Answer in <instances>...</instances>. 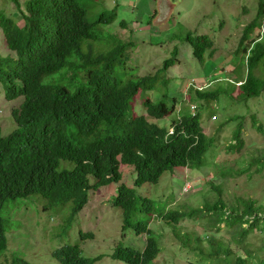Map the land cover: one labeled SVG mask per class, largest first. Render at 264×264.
Wrapping results in <instances>:
<instances>
[{"label":"trees","instance_id":"obj_1","mask_svg":"<svg viewBox=\"0 0 264 264\" xmlns=\"http://www.w3.org/2000/svg\"><path fill=\"white\" fill-rule=\"evenodd\" d=\"M7 2L13 8L0 7V35L11 54H0V86L6 100L22 98L23 102L12 111L15 121L10 132L4 134L0 124V211L10 204L21 208L20 199L30 196L43 200V212L54 213L55 208L72 203L73 215L66 224L67 234L87 204L90 192L120 185L121 167L125 165L132 168V188L121 184L110 204L123 210V230L132 229L137 236L145 235L146 242L144 250L119 242L114 252L107 254L110 261L153 264L162 253L161 233L150 227L153 221H163L171 227L179 248H188L185 252L196 258L194 264L198 255L212 259L214 264H264V255L257 256L258 262L252 261L256 258L253 252L237 248L252 233L264 234V203L259 200L237 198L231 204L225 199L222 187L211 181L217 197L207 202L206 212L214 211L217 218L201 220L190 210L170 211L166 203L159 205L155 199L136 193V189L146 184H158L165 172H172L176 167L204 171L207 169L202 163L205 151L216 142L215 137L211 139L204 133L198 112L178 113L168 128L144 114L134 113L136 97L147 92L157 95L160 87L167 88L160 73L178 63L177 48L155 75L125 81L121 70L125 60L121 57L135 44H126L115 35L104 36L100 31L101 26L115 22L116 14H102L90 21L84 0ZM16 14L20 15V21L14 19ZM263 21L264 2L260 1L258 17L245 27L235 51L240 66L246 65L249 70L246 78H240L242 101L260 97L264 92V77L257 75L259 71L264 74V36H254ZM95 27L99 32L94 31ZM185 41L199 63H204L208 56L214 57L218 51L215 40L208 35H187ZM230 84L235 87V83ZM234 87L228 94L230 99ZM194 93L204 103L218 101L225 95L222 88L196 89ZM168 98L167 93L144 98L151 119H164L175 112V99L172 97L169 104ZM252 117L255 122L256 118ZM243 123L244 118L234 131L231 149L240 151L245 145L241 134ZM251 160L248 170L261 173L264 170L262 152ZM232 172L224 171L222 177L227 179ZM190 219L204 223L201 227H218V234L220 225H226L235 251L221 247L205 255L198 245H193L201 244V238L193 240L190 237L194 233L179 230ZM6 227L0 218V263L26 264V258L17 252L11 253L9 260L6 257L9 250ZM16 236L19 235L12 238ZM93 238L94 234L80 231L81 242ZM81 242L63 246L53 255L61 264H95L98 259L86 257ZM222 254L228 255V259H223ZM233 255L236 257L231 258Z\"/></svg>","mask_w":264,"mask_h":264},{"label":"rangeland","instance_id":"obj_2","mask_svg":"<svg viewBox=\"0 0 264 264\" xmlns=\"http://www.w3.org/2000/svg\"><path fill=\"white\" fill-rule=\"evenodd\" d=\"M7 1L0 0V7L12 9L13 4ZM260 1L264 2V0H84L87 18L90 21L102 14H116L115 22L101 26L102 35H115L126 44L129 42L135 44L124 51L121 57L126 63L121 66L125 81L155 75L163 62L172 57L173 49L178 50V63L166 72L160 73L161 81L164 80L168 84L167 88L160 87L161 92L159 91L157 95L154 92H147L141 97H136L134 113L144 114L151 121L168 128L171 119L178 113L198 112L204 133L211 139L212 137L216 139V142L207 147L203 156L202 163L207 169L202 171L199 168L176 167L172 172H165L158 184H146L136 189L138 196L155 199L159 205L166 203L170 211L190 210L201 220H204L203 217L217 218L214 211L206 212L207 202L215 201L217 197L211 181L222 187L225 199L231 204L237 198H250L264 203V170L261 173L256 171L252 173L248 170L251 158L255 154L259 155L262 152L264 157V92L260 97L242 101L240 78H246L249 70L246 65L240 66V59L235 55L245 27L258 17ZM14 19L20 21L21 17L16 14ZM94 31L99 32V28L95 27ZM258 34L263 37L264 29L258 28L254 36ZM187 35L211 36L216 42L217 53L214 57L208 56L204 63H199L193 58L192 49L185 41ZM0 54L4 56L11 54L1 35ZM257 75L264 77L261 71ZM52 80L54 81V76L51 77ZM230 83H235V87ZM229 84L234 87L232 99L228 95L232 89L229 88ZM219 88L223 89L227 97L222 94L218 101L208 100L204 103L199 101L194 93L196 89ZM161 93H167L169 104L172 103V97L175 99L176 110L164 119H151L146 112L144 98L159 97ZM19 100H6L0 86V124L3 126L4 134L14 128L12 111L22 105L23 99ZM195 106L196 109H193ZM252 115L256 118L255 122ZM243 118L241 134L245 145L238 151L236 148L231 149L230 143L234 140V131ZM261 126L262 129H259ZM121 169L123 172L121 184L132 188V168L123 165ZM231 170L232 176L224 179L222 172ZM120 185L92 190L87 205L75 217L67 234L66 224L73 215L72 203L55 208L54 213L43 212V200L30 196L27 199H20L21 208H13L12 204L2 207L0 218L4 226H7L6 231L9 230L7 236L9 250L5 254L6 257L9 260L10 254L17 252V255L26 258L28 264H60L53 253L65 245L81 242L80 231L83 234H94L92 240L86 239L85 242H81V248L88 258L101 256V260L96 264H119L110 261L107 254L111 255L121 241L124 245L144 250L145 235L137 236L132 229L124 231L122 210L110 204ZM151 224L153 225L150 228L153 231L161 233L159 238L162 248L161 255L153 264L196 262V258L185 252L188 248L186 250L179 248L180 245L178 241L176 242L170 226L163 221H153ZM203 224L196 219L195 221L190 219L183 222L179 230L181 233H194L191 239L201 238L199 239L201 244L195 242L193 245H198L205 255H210L211 251H219L221 247L223 249L229 247L232 252L235 251L233 237L226 225H220L221 231L218 234L216 232L218 227L211 228L208 225L201 227ZM13 235L19 236L12 238ZM263 245L264 234L254 232L237 248L253 252L256 258L252 261L258 262L257 256L264 255ZM200 256L198 255L196 264L215 263L212 259L206 260ZM221 256L223 259L228 257L226 254ZM234 257L236 255L231 256Z\"/></svg>","mask_w":264,"mask_h":264},{"label":"clouds","instance_id":"obj_3","mask_svg":"<svg viewBox=\"0 0 264 264\" xmlns=\"http://www.w3.org/2000/svg\"><path fill=\"white\" fill-rule=\"evenodd\" d=\"M262 23H264V21L262 22ZM261 28L262 29H264V25L262 24V26H261ZM89 201V200H88ZM88 203V202H87ZM87 205V204H86ZM85 205V206H86ZM85 208V207H84ZM83 208V209H84ZM118 209H120V208H118ZM122 210V209H121ZM83 211V210H82ZM123 211V210H122ZM85 241V240H84ZM69 245H74V244H69ZM66 246V245H65ZM62 248V247H61ZM54 254V253H53ZM54 256V255H53ZM55 257V256H54ZM101 256H99V257H96V258H94V259H98L96 262H98L99 260H101V258H100ZM93 259V258H92ZM56 260L59 262V260L56 258ZM60 263V262H59ZM26 264H28V262L26 263ZM61 264V263H60ZM96 264V263H95Z\"/></svg>","mask_w":264,"mask_h":264},{"label":"bare ground","instance_id":"obj_4","mask_svg":"<svg viewBox=\"0 0 264 264\" xmlns=\"http://www.w3.org/2000/svg\"><path fill=\"white\" fill-rule=\"evenodd\" d=\"M187 193V192H186Z\"/></svg>","mask_w":264,"mask_h":264}]
</instances>
